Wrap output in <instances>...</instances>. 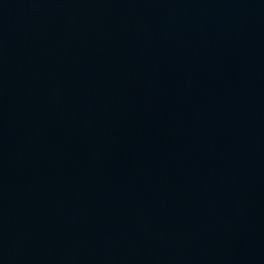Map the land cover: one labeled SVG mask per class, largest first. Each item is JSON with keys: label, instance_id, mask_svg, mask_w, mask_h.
I'll list each match as a JSON object with an SVG mask.
<instances>
[{"label": "water", "instance_id": "obj_1", "mask_svg": "<svg viewBox=\"0 0 264 264\" xmlns=\"http://www.w3.org/2000/svg\"><path fill=\"white\" fill-rule=\"evenodd\" d=\"M0 264H264V0H0Z\"/></svg>", "mask_w": 264, "mask_h": 264}]
</instances>
